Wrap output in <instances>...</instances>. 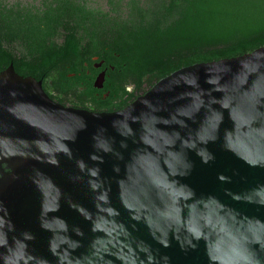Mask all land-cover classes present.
Here are the masks:
<instances>
[{"label":"water","instance_id":"obj_1","mask_svg":"<svg viewBox=\"0 0 264 264\" xmlns=\"http://www.w3.org/2000/svg\"><path fill=\"white\" fill-rule=\"evenodd\" d=\"M13 62V61H12ZM0 72V264H264V45L114 112Z\"/></svg>","mask_w":264,"mask_h":264},{"label":"trees","instance_id":"obj_2","mask_svg":"<svg viewBox=\"0 0 264 264\" xmlns=\"http://www.w3.org/2000/svg\"><path fill=\"white\" fill-rule=\"evenodd\" d=\"M168 10L173 19L161 24L108 16L81 0H50L36 8L0 0V72L14 64L17 74L59 95L76 94L71 87L82 62L96 55L115 67L107 89L114 92L119 80L145 93L182 67L264 45V0H173ZM72 73L76 81H70ZM124 94L118 110L136 99Z\"/></svg>","mask_w":264,"mask_h":264},{"label":"flooded vegetation","instance_id":"obj_3","mask_svg":"<svg viewBox=\"0 0 264 264\" xmlns=\"http://www.w3.org/2000/svg\"><path fill=\"white\" fill-rule=\"evenodd\" d=\"M114 73V65L95 55L91 60L82 62L79 80L75 85H71V89H74L76 94L66 91L59 95L52 87L47 88V86L43 85L42 88L45 93L47 92V95L50 94L52 96L49 97L51 100L66 108L90 112H114L119 109L123 100L126 99L127 94H124L125 91L129 94H134L136 98L143 94L142 90H138L136 84H123L119 80H115L117 84L114 83V86L118 89L115 88L116 90L111 92L107 89V86L110 84L108 81H110V77ZM69 78L70 81H74L77 75L74 73L69 74Z\"/></svg>","mask_w":264,"mask_h":264},{"label":"rangeland","instance_id":"obj_4","mask_svg":"<svg viewBox=\"0 0 264 264\" xmlns=\"http://www.w3.org/2000/svg\"><path fill=\"white\" fill-rule=\"evenodd\" d=\"M50 0H5L9 5L36 8ZM85 6L93 11L107 13L108 16H119L126 20L131 18L136 22L147 21L164 23L173 19L168 13L173 0H81ZM114 10L116 12L114 13ZM58 43L61 39L57 40Z\"/></svg>","mask_w":264,"mask_h":264}]
</instances>
